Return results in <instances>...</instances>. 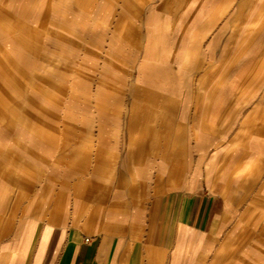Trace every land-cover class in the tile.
Listing matches in <instances>:
<instances>
[{
  "label": "crops",
  "instance_id": "obj_1",
  "mask_svg": "<svg viewBox=\"0 0 264 264\" xmlns=\"http://www.w3.org/2000/svg\"><path fill=\"white\" fill-rule=\"evenodd\" d=\"M228 4L187 5L186 52L153 64L165 79L140 69L129 82L124 127L93 129L75 194L63 156L51 171L66 187L26 212L17 200L0 208V264H264V50L228 52ZM12 136L0 140L3 167L16 165Z\"/></svg>",
  "mask_w": 264,
  "mask_h": 264
},
{
  "label": "rangeland",
  "instance_id": "obj_2",
  "mask_svg": "<svg viewBox=\"0 0 264 264\" xmlns=\"http://www.w3.org/2000/svg\"><path fill=\"white\" fill-rule=\"evenodd\" d=\"M203 1L0 0V140L13 135L5 161L13 154L16 162L0 165L2 210L17 200L19 214L50 199L63 184L51 171L61 169L63 156L67 188L75 194L85 175L82 166L92 163L98 148L97 128L106 133L124 127L126 94L134 91L140 69L146 79H165L159 74L167 73L153 64L185 51L181 46L195 15L187 5ZM253 4L229 0L230 11L221 17L229 24V53L264 50V8ZM236 21L247 28L235 27ZM108 117L111 125L92 123ZM48 138L53 140L44 143ZM32 175L35 187L28 183ZM30 192L36 204L26 202ZM84 209L92 212L93 205Z\"/></svg>",
  "mask_w": 264,
  "mask_h": 264
}]
</instances>
